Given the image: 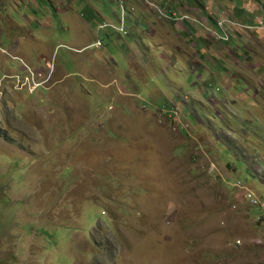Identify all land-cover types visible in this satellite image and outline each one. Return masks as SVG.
<instances>
[{
  "label": "rangeland",
  "instance_id": "obj_1",
  "mask_svg": "<svg viewBox=\"0 0 264 264\" xmlns=\"http://www.w3.org/2000/svg\"><path fill=\"white\" fill-rule=\"evenodd\" d=\"M212 1L0 0V264H264V0Z\"/></svg>",
  "mask_w": 264,
  "mask_h": 264
},
{
  "label": "crops",
  "instance_id": "obj_2",
  "mask_svg": "<svg viewBox=\"0 0 264 264\" xmlns=\"http://www.w3.org/2000/svg\"><path fill=\"white\" fill-rule=\"evenodd\" d=\"M156 1L160 5H162L163 7L164 6L167 7L166 8L167 9V15L168 16L171 15V17H172L171 21L172 22L177 20L176 17H175L176 14L177 15L186 14V15H188L191 18L189 21H187V23L190 26L191 30H194V31L191 32L192 36L189 33H187V34L189 35V38L191 39L190 40V42H191L190 46H191V48L193 50H196L197 47H201V49H203L204 47L209 49V47H206V46L210 45L209 41L213 40L211 37L216 38V34L213 33L214 30L211 31V29H215V27L208 29L209 27H212V26H211V22L206 18V14L205 13L208 14L209 18L214 16V12L225 13L223 15V17L225 15H227L224 6L220 2H214V1L210 2V0L207 1L208 6L207 7H203V9L200 7L201 6L200 5V2H201L200 0H198V2L196 0H177V1H174V0H169V1L168 0H156ZM166 2H167V4L169 3V5H166L165 4ZM175 3H178L179 7ZM197 3H199V4L197 5ZM214 9H216V10H214ZM229 22L231 24L230 26H233V25L237 26V24L235 23V21L233 19L229 18ZM190 23H192V24H190ZM223 23H224V21H219V27H222ZM200 24H203V25H205L207 27V28L205 27V32L211 34V36H208L207 34H205L204 31L202 32L201 29H199V30L197 29L198 26L200 27ZM174 25L177 26L176 23H174ZM256 25L257 26H255L254 29H264V22L259 21L258 23H256ZM258 25H259V27H258ZM179 28H181V27H179ZM167 32H169V31L166 29L165 33H167ZM183 32L186 34V32L184 30H183ZM194 39H197L198 43H196V44L193 43ZM216 39H219V38H216ZM256 39H258V38H256ZM177 40H178V38H177ZM258 40H260V39H258ZM172 42L173 41H172L171 37L168 36L167 40L165 42L166 43L165 45H168L169 47L172 48V45H173ZM78 46H81V48H79L77 50H81V49H84L86 47V46H84V44H81V43ZM263 48H264V44H263ZM99 50H101V49H99ZM263 54H264V50H263ZM99 55H103V53H101ZM197 55L194 53V54H188L186 56L192 57L191 61H196L198 59L199 60L201 59V57L199 55L198 56ZM252 57H253L252 61H253L254 64L251 65V68L246 69L244 72L247 73V74H250V76H254L256 78H261V80L263 82V78L261 77V74L255 75L253 73H250L251 70H257L255 67H258V68L260 66L264 67V62H262V63L260 62V59H261L260 57H262V56H258L256 54V52H255ZM234 61H235L234 63L236 65H238V64L240 65V61L237 58H234ZM60 71L61 72L64 71V66L61 67ZM64 78H66V76ZM259 87H260L261 92H259V91H257V92L258 93H264V87L262 86V84H259Z\"/></svg>",
  "mask_w": 264,
  "mask_h": 264
},
{
  "label": "clouds",
  "instance_id": "obj_3",
  "mask_svg": "<svg viewBox=\"0 0 264 264\" xmlns=\"http://www.w3.org/2000/svg\"><path fill=\"white\" fill-rule=\"evenodd\" d=\"M175 17H176V19L178 20V22H184V23H186L187 21H189L191 18L188 16V15H186V14H183V15H175ZM175 37H177V36H175ZM180 37V36H179ZM178 38V37H177ZM180 40V39H179ZM181 41H179V43H180ZM100 44L97 42H95V49H99L100 48ZM88 49H94V48H92V47H90V48H84V51L83 52H85V51H87ZM239 184V185H238ZM238 184H236L237 186H242V184L239 182Z\"/></svg>",
  "mask_w": 264,
  "mask_h": 264
},
{
  "label": "bare ground",
  "instance_id": "obj_4",
  "mask_svg": "<svg viewBox=\"0 0 264 264\" xmlns=\"http://www.w3.org/2000/svg\"><path fill=\"white\" fill-rule=\"evenodd\" d=\"M121 1H123V0H121ZM123 3V2H122ZM246 197L248 198V200H252V195L251 194H249V193H247V195H246ZM251 202H253V204L255 203L256 204V200H252ZM262 205V204H261Z\"/></svg>",
  "mask_w": 264,
  "mask_h": 264
},
{
  "label": "trees",
  "instance_id": "obj_5",
  "mask_svg": "<svg viewBox=\"0 0 264 264\" xmlns=\"http://www.w3.org/2000/svg\"><path fill=\"white\" fill-rule=\"evenodd\" d=\"M228 167L232 169V166L230 164H228Z\"/></svg>",
  "mask_w": 264,
  "mask_h": 264
}]
</instances>
